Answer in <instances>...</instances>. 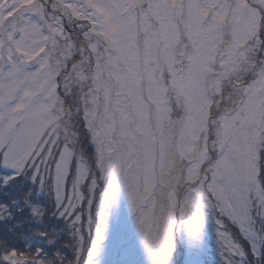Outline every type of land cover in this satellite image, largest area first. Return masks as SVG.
<instances>
[{
    "label": "snow or ice",
    "instance_id": "1",
    "mask_svg": "<svg viewBox=\"0 0 264 264\" xmlns=\"http://www.w3.org/2000/svg\"><path fill=\"white\" fill-rule=\"evenodd\" d=\"M0 264H264V0H0Z\"/></svg>",
    "mask_w": 264,
    "mask_h": 264
}]
</instances>
